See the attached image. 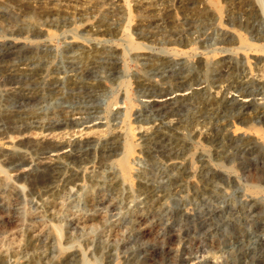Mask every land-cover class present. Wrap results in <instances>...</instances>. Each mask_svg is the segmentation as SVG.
I'll use <instances>...</instances> for the list:
<instances>
[{
	"label": "rangeland",
	"instance_id": "1",
	"mask_svg": "<svg viewBox=\"0 0 264 264\" xmlns=\"http://www.w3.org/2000/svg\"><path fill=\"white\" fill-rule=\"evenodd\" d=\"M0 175V264H264V0H0Z\"/></svg>",
	"mask_w": 264,
	"mask_h": 264
},
{
	"label": "bare ground",
	"instance_id": "2",
	"mask_svg": "<svg viewBox=\"0 0 264 264\" xmlns=\"http://www.w3.org/2000/svg\"><path fill=\"white\" fill-rule=\"evenodd\" d=\"M262 10V9H261ZM243 45H245L244 43H243ZM135 46V45H134ZM164 58V57H163ZM165 61V60H164ZM218 91V90H217ZM220 91V90H219ZM188 93V92H187ZM178 94V93H177ZM182 94V93H181ZM192 95V94H191ZM178 96H180V95H178ZM217 97V96H216ZM244 97V96H243ZM164 98V97H163ZM173 99V98H172ZM175 99V98H174ZM179 99V98H178ZM221 99V98H220ZM219 99V100H220ZM244 100V99H243ZM237 103L238 102H240V101H237V100H235ZM156 102V101H155ZM166 102V101H165ZM246 102V101H245ZM221 103V102H220ZM242 107V106H241ZM74 119H75V117H74ZM77 119V118H76ZM235 128H237V127H235ZM230 129H232V128H230ZM97 130H99V129H97ZM226 130V129H225ZM235 130V129H234ZM240 130V129H239ZM232 131V130H231ZM241 131V130H240ZM246 132H248V131H246ZM245 132V133H246ZM256 132V131H255ZM259 132V131H258ZM62 133V132H61ZM64 133V132H63ZM128 133V132H127ZM233 133H235V132H233ZM253 133V132H252ZM49 134V133H48ZM237 134V133H236ZM251 134V133H250ZM30 135V134H29ZM54 135V134H53ZM61 135V134H60ZM87 135V134H86ZM234 135V134H233ZM239 135V134H238ZM242 135V134H241ZM255 135V134H254ZM259 135V134H258ZM40 136V135H39ZM262 136V135H261ZM260 136V137H261ZM30 137V136H29ZM48 137V136H47ZM50 137V136H49ZM54 137H57V136H54ZM146 137V136H145ZM236 137V136H235ZM242 137V136H241ZM258 137V136H257ZM31 138H32V136H31ZM40 138V137H39ZM63 138V137H62ZM66 138V137H65ZM255 138H256V136H255ZM254 138V139H255ZM46 139V138H45ZM51 139V138H50ZM54 139V138H53ZM57 139V138H56ZM61 139V138H60ZM238 139V138H237ZM47 140H48V138H47ZM236 140V139H235ZM256 140V139H255ZM58 141V140H57ZM124 141H126V140H124ZM259 141H261V142H263L262 140H259ZM258 141V142H259ZM29 142V141H28ZM60 142V141H59ZM58 142V143H59ZM62 142V141H61ZM245 142V141H244ZM248 142V141H247ZM257 142V141H256ZM44 143V142H43ZM127 145V147H128V143L126 144ZM134 145V144H133ZM249 145V144H248ZM246 146V145H245ZM124 148V147H123ZM59 152V151H58ZM129 152V151H128ZM127 154V153H126ZM57 155H59V154H57ZM65 155V154H64ZM67 155V154H66ZM61 156V155H60ZM56 159V158H55ZM54 159V160H55ZM49 161H50V159H49ZM53 161V160H52ZM46 162H47V160H46ZM132 162V161H131ZM173 166V165H172ZM134 168V167H133ZM131 173V172H130ZM1 176V175H0ZM121 177V176H120ZM115 178V177H114ZM4 180V179H3ZM120 182V181H119ZM130 182V181H129ZM125 183H127V182H125ZM128 184V183H127ZM146 186V185H145ZM132 187V186H131ZM146 188V187H145ZM144 189V188H143ZM159 190V189H158ZM163 190V189H162ZM145 191V190H144ZM146 192V191H145ZM151 192V191H150ZM149 192V193H150ZM166 192V191H165ZM170 193V192H169ZM147 194V193H146ZM159 194V193H158ZM148 195V194H147ZM151 195V194H150ZM167 196V195H166ZM156 197H158V196H156ZM164 197V196H163ZM161 199V198H160ZM157 200V199H156ZM154 201V200H153ZM157 202V201H156ZM162 202V201H161ZM148 205V204H147ZM162 205V204H161ZM158 206V205H157ZM156 207V206H155ZM162 208V207H161ZM35 238V237H34ZM62 255V254H61ZM70 256H72V255H70ZM77 257H78V255H77ZM75 258V257H74ZM69 259H68V263H69ZM84 262V261H83ZM56 264V263H55ZM87 264V263H86Z\"/></svg>",
	"mask_w": 264,
	"mask_h": 264
}]
</instances>
